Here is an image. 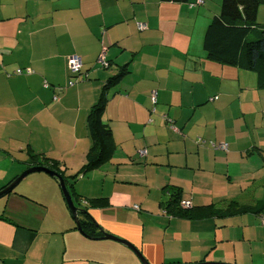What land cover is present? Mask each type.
I'll use <instances>...</instances> for the list:
<instances>
[{"label":"crops","instance_id":"0c3cea01","mask_svg":"<svg viewBox=\"0 0 264 264\" xmlns=\"http://www.w3.org/2000/svg\"><path fill=\"white\" fill-rule=\"evenodd\" d=\"M218 2L0 0V190L38 154L100 230L149 264H264L260 219L207 207L249 208L264 197V89L252 71L208 59L202 47ZM71 54L82 59L77 75ZM122 69L101 116L112 156L81 173L88 110ZM56 181L36 172L0 198V264H142L117 241L83 235ZM178 187L188 217L164 213ZM101 197L107 204L92 203Z\"/></svg>","mask_w":264,"mask_h":264},{"label":"trees","instance_id":"16d2710c","mask_svg":"<svg viewBox=\"0 0 264 264\" xmlns=\"http://www.w3.org/2000/svg\"><path fill=\"white\" fill-rule=\"evenodd\" d=\"M162 1L187 3L189 0ZM262 5H264V0H221L219 10L208 18V23L203 33L202 47L208 59L252 71L256 75L258 88L264 89V23L257 21V11ZM123 73L124 69L107 79L99 98L88 110L86 126L91 144L85 154V163L81 173H87L100 167L112 156L115 142L110 128L103 122L101 116L106 103V90L114 85ZM210 147L217 149L212 144H210ZM36 155L38 156V154L32 156L31 165L39 163ZM44 163H46L44 165L47 167L58 170L53 162L50 164L46 160ZM63 177L65 176L63 175ZM181 193L180 187L174 190L164 208V213L172 216H190L192 208L189 209V207L180 205L182 200H189L182 199ZM91 201L99 205L107 204L106 198L103 197L94 198ZM207 207L212 208V214L216 217L249 211L256 215L260 222L264 224V197L261 200H257L249 208L240 205L237 201H231L225 209H215L213 205H208ZM81 226L84 232L91 236H96L95 234L99 232L100 234L102 233L88 214L85 215L84 219H81Z\"/></svg>","mask_w":264,"mask_h":264},{"label":"water","instance_id":"95a60500","mask_svg":"<svg viewBox=\"0 0 264 264\" xmlns=\"http://www.w3.org/2000/svg\"><path fill=\"white\" fill-rule=\"evenodd\" d=\"M36 172H45L51 176H54L59 185H60V189L63 195V198L65 200L66 206L68 207L75 225L77 227V229L86 237L90 238V239H110V240H114L117 241L125 246H127L128 248H130L135 254L136 256L140 259V261L142 262V264H149L141 255V253L137 250V248L132 245L131 243H129L128 241L122 239L119 236L107 233L104 230L102 231V235L100 236H91V235H87L82 226H81V215L82 214H86L87 210L85 208L82 207H78L76 206L71 191H70V187L69 185L66 183L64 177L58 173L57 171L45 166V165H30L27 168H25L24 170H22L10 183H8L5 187H3L0 190V198L9 194L10 192H12L16 186L28 175L36 173ZM182 264H231V263H224V262H210V261H202V262H195V263H182Z\"/></svg>","mask_w":264,"mask_h":264},{"label":"built area","instance_id":"2783aa9c","mask_svg":"<svg viewBox=\"0 0 264 264\" xmlns=\"http://www.w3.org/2000/svg\"><path fill=\"white\" fill-rule=\"evenodd\" d=\"M140 28L145 27V25L140 24L139 25ZM98 61H100L103 64H106V61L104 60L103 56L100 55V57L98 58ZM81 67H82V59L79 55L77 54H71L68 57V70L71 74L73 75H77L78 73H80L81 71ZM69 84H73V81L71 80L69 82ZM151 99L152 102L155 103L156 100V90H152L151 92ZM213 147L217 148V149H221L226 151L227 150V143H219V144H215V143H211ZM145 151L144 150H140V153L143 154ZM180 205L183 207H190L191 205V201L190 200H182L180 202Z\"/></svg>","mask_w":264,"mask_h":264},{"label":"rangeland","instance_id":"374dc122","mask_svg":"<svg viewBox=\"0 0 264 264\" xmlns=\"http://www.w3.org/2000/svg\"><path fill=\"white\" fill-rule=\"evenodd\" d=\"M220 2H221V0H219V2H218V5H219V6H220ZM219 6H218V7H219ZM218 10H219V8H218ZM209 13H210V12H209ZM213 13H214V12H211V14H213ZM213 15H214V14H213ZM257 21H259V20H257ZM207 23H208V21H207ZM207 23H206V25H207ZM20 183H21V182H20ZM20 183L16 186V188H17L18 186H21ZM56 184H57V186H58L59 191L61 192L60 185H59V183H58L57 181H56ZM236 184H238V183H233V185H236ZM16 188H15V189H16ZM61 193H62V192H61ZM62 197H63V195H62ZM63 199H64V198H63ZM64 202H65V200H64ZM65 206H66V205H65ZM66 208H67V206H66ZM67 211L70 212L68 208H67Z\"/></svg>","mask_w":264,"mask_h":264}]
</instances>
